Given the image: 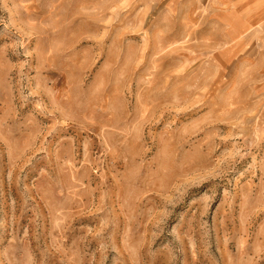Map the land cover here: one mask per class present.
<instances>
[{
	"label": "rangeland",
	"instance_id": "rangeland-1",
	"mask_svg": "<svg viewBox=\"0 0 264 264\" xmlns=\"http://www.w3.org/2000/svg\"><path fill=\"white\" fill-rule=\"evenodd\" d=\"M0 264H264V0H0Z\"/></svg>",
	"mask_w": 264,
	"mask_h": 264
}]
</instances>
